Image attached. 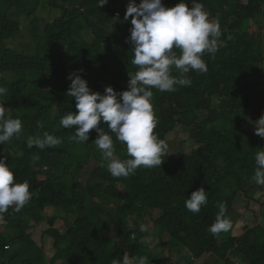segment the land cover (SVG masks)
<instances>
[{"label":"trees","instance_id":"16d2710c","mask_svg":"<svg viewBox=\"0 0 264 264\" xmlns=\"http://www.w3.org/2000/svg\"><path fill=\"white\" fill-rule=\"evenodd\" d=\"M59 1L0 0V45L16 35L23 37L17 50L0 48V86L7 89L6 116L21 119L24 132V139L16 143L23 155L20 158L13 155L9 140L0 144V158L6 159L18 182L29 181L32 193L30 202L20 212L10 207L4 214L3 219L9 223L0 226V264H47L45 252L37 247L27 230V220L17 215L32 211V207L44 210L49 206L64 208L75 216L64 236L57 229L47 231L56 241L57 256L67 264H112L113 259L122 261L125 255L134 260L131 264H136L138 257L148 258L150 264H160L154 261L155 254L159 253L149 248L146 233L141 232L138 221L144 213L154 210L161 212L154 221V233L160 236L169 233V248L185 245L198 260L211 255V261L205 264H223L221 260L232 264L231 254L246 264H264V224L256 227L257 209H250L255 202L264 206V198H258L263 190L253 180L257 167L255 154L264 150V139L255 131L257 120L264 116L260 107L264 99L258 105L256 101L259 92L264 93V41L260 35L238 31L243 22L238 21L237 27L232 19L264 11V0H197L210 13V20L217 17L220 20L218 51L214 55L205 52L202 57L208 71L183 73L173 66L171 74L177 79L190 78L191 85L177 86L172 93L152 89L151 102L158 121L154 133L168 144L170 134L184 128L188 134L182 141L184 153L171 154L168 144L169 155L163 157L160 167L141 166L126 178H114L103 167L106 161L94 143L98 135L94 129L89 132V141L77 143L72 139L75 127L65 128L60 120L69 112L77 111L75 99L67 95L71 84L69 73L81 75L92 91L101 94L108 85L117 93L128 89L130 76L138 70L131 63L134 53L128 38L132 25L130 19H124L128 0L126 4L125 0H108L102 7L98 6L99 0H77L90 10L88 14L78 10L79 15L69 21L65 19L69 17L70 7L66 3L70 0H61L63 5L57 6ZM162 2L171 7L179 0ZM187 2L191 6V0ZM54 6L62 11L57 20L49 14ZM78 6L79 3L76 9ZM46 8H49L47 19L43 17ZM77 24L96 35L93 44H83L85 40L77 37L83 34L80 29L75 32ZM25 26L31 36L23 32ZM98 26L109 31V36ZM68 35L72 38L64 45ZM231 35L236 38L231 39ZM102 41L107 44L105 50H100ZM50 46L52 51L46 57L45 50ZM173 51L178 57L181 54L178 48L174 47ZM42 72L50 73L53 78L48 82L46 79L35 81L34 76ZM33 85L39 93L30 88ZM216 102L219 107L214 109ZM33 109L37 110L35 115H31ZM53 109L58 114L47 125ZM255 109L260 114L249 120L246 131L244 111ZM200 114L208 117L203 119ZM40 123L44 127H39ZM103 126L110 132L106 122ZM44 132L58 136L62 143L44 150L27 147L29 137H42ZM237 136L248 143L250 151L239 146ZM113 139L114 152L123 160L130 158L127 150L124 151L126 145ZM186 143L191 144L190 152L184 150ZM89 154L101 166L83 186L79 182L81 164L89 160ZM39 162L42 167L36 172ZM70 167L71 182L60 184L59 180L65 181ZM39 173H47L49 178L42 180ZM201 186L207 191L208 202L199 213H192L185 208V201ZM220 202L226 205L227 214L244 212L252 232L220 243L219 234L208 231ZM254 216L256 220L252 221ZM130 218L135 219L134 226H129ZM55 221L56 217L49 220L50 224ZM5 228H12L15 235H10ZM59 241L67 246L60 248ZM15 242H20V249L10 255ZM156 248L164 250L160 243ZM216 257L221 260L215 262ZM185 260L196 264L192 256Z\"/></svg>","mask_w":264,"mask_h":264},{"label":"clouds","instance_id":"9594fccd","mask_svg":"<svg viewBox=\"0 0 264 264\" xmlns=\"http://www.w3.org/2000/svg\"><path fill=\"white\" fill-rule=\"evenodd\" d=\"M108 0H99L102 7ZM210 13L203 3L191 0H179L174 6H166L162 0H128L125 20L131 22L129 42L133 45L134 58L131 63L138 67L134 76H130L128 89L117 93L111 85L105 87L101 94L92 91L86 79L77 73H69L71 84L67 95L75 99L76 112H69L60 120L65 128L75 127L77 143L89 141L90 130L98 134L95 145L101 150L107 170L114 178L128 177L141 166L145 168L160 167L168 156V144L154 133L157 119L154 113L152 98L155 88L158 91L172 93L177 86H190V78L177 79L171 74L172 67L183 73L190 70L206 73L208 66L202 58L207 52L214 55L218 51V39L221 36L220 20L209 19ZM181 51L179 57L173 48ZM7 89L0 86V144H4L22 130L19 118L6 116L4 99ZM256 123V134L264 139V116ZM107 123L109 131L103 126ZM44 127L43 123L38 125ZM126 145L130 158L120 160L114 155V139ZM28 148H54L62 140L53 134L44 132L43 136L29 137ZM264 149V148H262ZM257 165L253 180L264 185V150L255 154ZM32 198L30 183L18 182L14 172L0 158V221L11 207L20 212ZM208 202V194L203 186L188 196L185 208L192 213H199ZM219 211L208 231L213 235L228 232L232 222L227 217V208L223 202L218 204ZM141 232L148 228L141 225ZM112 264H131L127 255L122 261L113 259ZM136 264H150L146 257H138Z\"/></svg>","mask_w":264,"mask_h":264},{"label":"rangeland","instance_id":"374dc122","mask_svg":"<svg viewBox=\"0 0 264 264\" xmlns=\"http://www.w3.org/2000/svg\"><path fill=\"white\" fill-rule=\"evenodd\" d=\"M62 1L60 0L59 1V4H57V6H61L63 4L60 5ZM82 1H77V0H70L68 3H66V7H70V12H69V17L66 18L65 20L69 21L71 19V17H74L76 15H79V12L78 10L76 9V6L77 4L79 3V9H84V11L87 12L88 14V9L90 10V8H88V6H86L84 3H80ZM127 0H125L124 4H126ZM48 11H49V8H46L44 13H43V17L47 19L48 17ZM57 13V14H56ZM51 16L53 15L54 19L53 20H57V18H59L61 15H62V11L59 10L58 8H56L55 6L51 9L50 13H49ZM56 14V15H55ZM23 19L25 18L24 16H21ZM210 19V18H209ZM233 22L234 24L238 27V19L236 18H233ZM28 23V21H27ZM27 25V24H26ZM29 25V23H28ZM100 29L99 30H102L105 34H107V36H109V31L106 32L104 31V27H101V26H98ZM235 27V26H234ZM233 27V28H234ZM260 27H264V20L263 19H255L254 21H250V22H244L243 25H240V28H238V31H242V30H246V34L247 35H253L254 33H257L258 35H260L261 37L264 38V29L263 30H257V28H260ZM80 29L81 31H83V34L82 36H77L80 40L83 41V39L85 40V43H91L92 41H94V34H90L86 29H84L83 26L77 24L76 27H75V32ZM25 34L27 33L29 36L30 35V32L28 31L27 29V26H25ZM232 34V33H231ZM72 38V36L68 35V37L66 38V40L63 42L64 45H66L68 42H69V39ZM231 39L232 38H236V35H231L230 37ZM31 39V38H29ZM23 40V37L21 35H16L15 38H9L7 39L2 45H0V48L2 50H7V49H12V50H17L19 48V44L20 42H22ZM264 43V42H263ZM49 47V45H48ZM107 47V44L106 42H102L101 43V50H105ZM263 50H264V46H263ZM52 51V47L50 46V48H48L47 50H45V55L46 57H49L50 53ZM99 68V66H98ZM183 74V73H181ZM51 74H41V73H38L36 74V76H34V78L38 79L39 81H44L46 79V81L48 82L50 79H51ZM32 78V77H31ZM42 85L45 86L44 82L42 83ZM32 87H36V85L32 86ZM264 88V87H263ZM261 88V91L262 89ZM34 90H36L38 93H39V90H38V87H36ZM260 93V97L258 95L256 101H257V105L261 103V101L264 99V93L263 92H259ZM262 99V100H261ZM219 107V103L216 102L215 105H214V109H217ZM260 107H263L261 109H264V103H262V105ZM260 111L255 109V110H245L244 111V116L246 118V121L244 122V130L248 131V122L249 120H252L254 118H257L258 114ZM37 113V110L36 109H33L31 115H35ZM58 112L53 109L51 111V114H50V118L48 120H46V124L47 125H50L51 124V119H54L56 116H57ZM201 118H207L208 115L207 114H200ZM183 130H185L184 128L181 129V128H178L177 130H175L174 132H172L170 134V136L168 137V144H170V147H171V154L173 155H178V156H181L184 151L182 149V141L188 137V134L186 132H184ZM24 139V132L21 130V132L14 136L13 138L10 139V144L12 146V153L14 156L20 158L22 155H23V152L21 150V147L18 146V144H16L18 141H22ZM237 141H238V144L239 146H242L243 149L245 148H248V151H250V148L248 146V143L247 142H244L243 140L239 139V137L237 136ZM127 149H125L124 151H126ZM184 150L186 152H190L191 151V144L189 143H186L185 144V148ZM116 158L120 159V160H123L122 157H120L119 155H117L116 153L114 154ZM95 156L94 155H88L87 156V159L89 158V160L83 162L81 164V171H80V178H79V182L81 184H83V186L86 185L88 179H90V176L91 174L94 172V170L101 166V164L94 158ZM40 166L36 164V167H35V170L36 172H38L42 165H41V162H39ZM107 162L103 165V167L105 169H107ZM45 172H47V170H44ZM40 176L39 178H41L42 180L44 179H48V175H46L47 173L43 174V173H39ZM71 167H70V170L68 171V176L66 177L65 181L64 180H59V183L60 184H68L69 182H71L72 180V177H71ZM54 178L55 177H58L57 176H53ZM123 187V186H122ZM124 188V187H123ZM259 189V188H258ZM263 190V189H261ZM261 195H264V191L263 193H261L259 195V197ZM256 207L258 208V205H256ZM252 210H255V207L252 206V208H250ZM32 212L34 213H38V210L36 207H33L32 208V211H29L27 213H25L24 215L22 214H18L17 217L20 216V218H23L24 220H27V223H28V228L29 231L33 237V240L34 242L38 245V246H42L43 249L45 250L46 254H47V257H45L46 259V262L47 264H67L65 262H62V263H54L52 262V257L56 254V249L55 247L53 246V243H54V240L53 238H51L49 235H48V229L50 228H53V229H57L59 230L61 233L65 232L68 228V226L75 221V216L72 215V214H68L64 208H60V207H51V208H48L46 209L44 215L45 217H41V214L43 215V213L40 212V216H33ZM53 216H56V224H51L50 225V218H52ZM258 216L261 217L262 219V224H264V209H258ZM49 217V218H48ZM241 218H238L237 219V222L239 220H242V216H240ZM157 218H159V213L156 211V212H153L151 215L150 214H146L144 213L141 217H139L138 221L140 223V225H145L147 226L148 228V231L145 232L146 233V239H147V242H149V246H150V249L152 248L155 252L159 253V255L155 256L154 257V260L156 263H160V264H165L166 262V258L169 257V254H168V251H164V250H160V249H157L156 246H157V243H158V239H154L153 240V237H154V221L157 220ZM130 222H129V226H134L133 223L135 221L134 218H130L129 219ZM8 220H5L3 219L2 221H0V226L1 227H5L7 224H8ZM68 224V226H67ZM135 224V223H134ZM261 224V225H262ZM240 225H242L244 228L247 227L246 223H244L243 221H240ZM7 232L10 233V235H15V232L16 231H13L12 228H5ZM241 235H242V231H240ZM230 236V235H228ZM14 248L12 249V251H16L19 247H20V244L17 243V246L15 247V245L13 244L12 245ZM184 255H186L188 252L186 250L183 251ZM183 254H181V258L184 257ZM178 257V255H177ZM181 258H179L176 262V264H179L181 262ZM233 260V262L235 264L237 263H240V258L239 257H236V258H231ZM130 261H134L133 259L130 258ZM210 258L207 257L205 259H201L199 261V264H205L206 262H210ZM216 262V260H215ZM221 263L224 264V261L221 260ZM166 264H168V262H166ZM174 264V263H173ZM246 264V263H244Z\"/></svg>","mask_w":264,"mask_h":264},{"label":"bare ground","instance_id":"6f19581e","mask_svg":"<svg viewBox=\"0 0 264 264\" xmlns=\"http://www.w3.org/2000/svg\"><path fill=\"white\" fill-rule=\"evenodd\" d=\"M244 5H248V4H244ZM77 10H80V11H82V12H84V13H86V11H84V9H79V7H77ZM264 11H260L259 10V12L258 13H255L254 15H246V16H243V18H241V17H238V18H236V17H233V18H236V19H238V21H241V22H243L241 25H243L244 24V22H250V21H254L255 19H263L264 20V13H263ZM244 15V14H243ZM232 18V19H233ZM264 29V27H260V28H257V30L259 31H261V30H263ZM250 35V34H249ZM258 34L257 33H254L252 36H257ZM96 39H97V37H96V35H94V41H92L90 44H93L95 41H96ZM263 41H264V38H263ZM103 42V41H102ZM101 42V43H102ZM65 47H67V46H65ZM107 48V47H106ZM65 49H67V48H65ZM100 50H101V44H100ZM97 69H100V66H99V68H98V66H97ZM50 74V73H48V72H42L41 74ZM53 78V76H51V79ZM50 79V80H51ZM35 81H39L38 79H36L35 78ZM37 87V86H36ZM36 87H30L31 89H35ZM263 90V89H262ZM263 111H264V109H263ZM258 116V115H257ZM116 152H114V154H115ZM119 155V154H118ZM258 188L259 189H263V191H264V185H258ZM263 193V192H262ZM259 199H261V198H264V195H261L260 197H258ZM235 204H236V202H235ZM254 207H255V209H257V214H258V209H264V206L262 205V204H259V203H257V202H255L254 204ZM256 205H258V208L256 207ZM51 207H53V206H49V207H47V208H45L44 210H42V209H40V208H37V210H38V213H34V212H32V214H39V216H40V212L41 213H43V215L41 214V217H45V215H44V213H45V211H46V209H48V208H51ZM33 208V207H32ZM31 208V209H32ZM158 212L159 213V217H160V215H161V212L160 211H158V210H154V211H150V212H148V213H146V214H152L153 212ZM231 214H234L235 215V217H232L231 216ZM226 215H227V217L228 218H230V220H231V222H232V228L228 231V232H222V233H220L219 234V236H218V239H220V243H224L225 242V240H231L232 238H237L238 239V237L239 238H242V237H244V236H246L247 235V233H249V232H252V228H249L248 226L250 225V223H248V219L247 218H245V216H244V212H239L238 213V211H231V212H229V214H227L226 213ZM33 216H35V215H33ZM238 216H242V220H239L238 222H237V219H238ZM53 217H56V216H53ZM52 217V218H53ZM49 218V217H48ZM57 218V217H56ZM256 220V217L254 216L253 218H252V221H255ZM240 221H243L244 223H246V225H247V227L246 228H244L242 225H240ZM54 224H56V221H55V223ZM262 219H261V217L260 216H258V221H257V224H256V227H261L262 225ZM51 225V224H50ZM67 226H68V224H67ZM255 227V228H256ZM68 228H69V226H68ZM68 228H67V230H68ZM29 229L30 228H28L27 230L29 231ZM51 229H53V228H51ZM49 230V229H48ZM66 230V231H67ZM66 231L65 232H63L62 233V236H64L65 235V233H66ZM240 231H242L243 233H242V235H241V233H240ZM48 235L51 237V238H53L52 237V235H51V233H48ZM228 235H230V236H228ZM158 239V243H157V245L160 243V244H163V249H164V251H168V254H169V257L168 258H166V262H168V264H176V262H177V260L179 259V258H181V254H183L184 255V253H183V251L184 250H186L188 253L186 254V255H184V257H182L181 258V262L179 263V264H189L185 259H187L188 257H190V256H192L193 257V261H196V264H199V261L201 260V259H205V258H207V257H211V255H205L204 257H202L201 259H197V258H195L194 256H193V253L191 252V250L187 247V246H185V245H183V246H181V247H179V249H174V248H169V246H168V244L170 243V241H171V237H170V235H169V233H166V235H155V233H154V237H153V240L154 239ZM254 238V237H253ZM53 240H54V243H53V246L55 247V249H56V254L52 257V262H54V263H62V262H65L66 263V261L65 260H63V259H61L60 257H58L57 256V247H56V241H55V239L53 238ZM17 243H19L20 244V242H15L14 243V245H15V247L17 246ZM58 244H59V247L60 248H65L66 246H67V244L66 243H64V242H62V241H59L58 242ZM37 245V244H36ZM37 247H40V248H42L43 249V247L42 246H38L37 245ZM14 247L12 246V248H11V251H10V255H12V254H14V253H17L18 251H19V249H20V247L16 250V251H12V249H13ZM149 248H150V246H149ZM151 250H152V248H151ZM43 251L45 252V250L43 249ZM45 254H46V252H45ZM157 255H159V254H155V256H157ZM177 255H178V257H177ZM154 256V257H155ZM46 257H47V254H46ZM236 257H239V256H233L232 254L229 256V258H230V261H231V263L232 264H235L234 262H233V260L231 259V258H236ZM217 259H220L219 257H216V262L218 261ZM183 260V261H182ZM221 260V259H220ZM155 261V260H154ZM166 262H165V264H166ZM47 263V262H46ZM245 262L244 261H240V263H237V264H244ZM224 264H225V260H224Z\"/></svg>","mask_w":264,"mask_h":264}]
</instances>
